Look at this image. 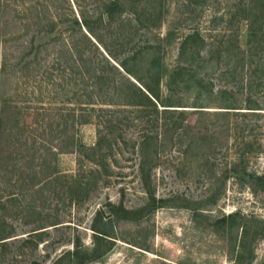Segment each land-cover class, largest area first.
I'll list each match as a JSON object with an SVG mask.
<instances>
[{
	"label": "rangeland",
	"instance_id": "obj_1",
	"mask_svg": "<svg viewBox=\"0 0 264 264\" xmlns=\"http://www.w3.org/2000/svg\"><path fill=\"white\" fill-rule=\"evenodd\" d=\"M109 1L0 0V264H264V0Z\"/></svg>",
	"mask_w": 264,
	"mask_h": 264
},
{
	"label": "trees",
	"instance_id": "obj_2",
	"mask_svg": "<svg viewBox=\"0 0 264 264\" xmlns=\"http://www.w3.org/2000/svg\"><path fill=\"white\" fill-rule=\"evenodd\" d=\"M71 2L74 4V3H76V2H79V0H71ZM109 4H110V6H115L116 7V5H117V1L116 0H110L109 1ZM78 8L80 9L81 8V6H78ZM75 9H76V11H78V14H77V23H79L80 24V26L81 27H83V28H87L88 27V24H87V22H86V19H85V17H84V15L82 14V12H81V10H80V13H79V10H77V8L75 7ZM77 13V12H76ZM82 15V16H81ZM74 67V66H73ZM75 68V67H74ZM87 71V70H86ZM88 77H90V81H89V83H92V84H98L99 86H101V84L102 83H104L105 81H103L102 80V77H100V76H91V74H89L88 73ZM84 78H85V75L83 74L82 76H81V78H79L78 79V82L80 83V85H86V83L84 82ZM143 90V89H142ZM146 91V90H145ZM145 91L143 90V95L146 97V99H147V101H149L150 102V104L154 107V104H152V100H151V97H149V95H151V93H149L148 92V94L147 93H145ZM145 93V94H144ZM152 96V95H151ZM151 100V101H150ZM195 107H202V106H195ZM156 110H158L157 108H156V106L154 107ZM197 110H195V111H203L202 110V108H196ZM108 112H110V110H107ZM101 112H104V110H101ZM110 113H105L104 115V118L105 119H103L102 120V127H103V131H104V133H110L111 132V128H112V124L116 121L114 118H112V115H109ZM43 227H45V226H42V227H39V228H43ZM53 228H55V227H53ZM36 229H34L31 233H29V234H27V236H30V235H33V234H37V233H41V232H44L45 230H41V231H35ZM35 231V232H34ZM4 235H7V234H1L0 235V239L2 240V239H4L5 238V236ZM2 236H4V237H2ZM6 241H1L0 243H5ZM81 248V246L80 245H77L75 242H73L72 243V245H71V249H68V250H65V251H60V255L58 256V258H57V260L58 259H61L63 256H65L66 254H71L72 256L73 255H76L77 256V252H79V249Z\"/></svg>",
	"mask_w": 264,
	"mask_h": 264
},
{
	"label": "water",
	"instance_id": "obj_3",
	"mask_svg": "<svg viewBox=\"0 0 264 264\" xmlns=\"http://www.w3.org/2000/svg\"><path fill=\"white\" fill-rule=\"evenodd\" d=\"M143 89V88H142ZM144 90V89H143ZM145 91V90H144ZM145 93H147L148 94V92L147 91H145ZM149 95V94H148ZM149 97H151L150 95H149ZM151 99H153L152 97H151Z\"/></svg>",
	"mask_w": 264,
	"mask_h": 264
}]
</instances>
